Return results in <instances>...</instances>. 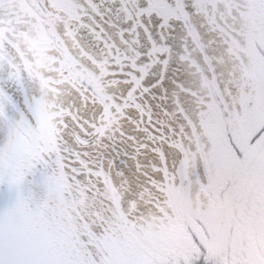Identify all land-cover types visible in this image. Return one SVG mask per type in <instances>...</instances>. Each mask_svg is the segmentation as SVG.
<instances>
[{
  "label": "snow or ice",
  "instance_id": "snow-or-ice-1",
  "mask_svg": "<svg viewBox=\"0 0 264 264\" xmlns=\"http://www.w3.org/2000/svg\"><path fill=\"white\" fill-rule=\"evenodd\" d=\"M5 32L47 46L0 42V264H264V0H0Z\"/></svg>",
  "mask_w": 264,
  "mask_h": 264
},
{
  "label": "flooded vegetation",
  "instance_id": "flooded-vegetation-1",
  "mask_svg": "<svg viewBox=\"0 0 264 264\" xmlns=\"http://www.w3.org/2000/svg\"><path fill=\"white\" fill-rule=\"evenodd\" d=\"M3 49L7 50V54L17 56L18 52L23 55H30L31 50H39L47 46L46 40L36 37H24L18 33L5 32L0 38ZM18 46V47H17ZM23 66V65H22ZM46 75H54V73H46ZM56 113L47 105L41 104L35 113L36 127L39 129L41 139H45L51 127L54 124Z\"/></svg>",
  "mask_w": 264,
  "mask_h": 264
},
{
  "label": "trees",
  "instance_id": "trees-1",
  "mask_svg": "<svg viewBox=\"0 0 264 264\" xmlns=\"http://www.w3.org/2000/svg\"><path fill=\"white\" fill-rule=\"evenodd\" d=\"M2 115H3V113L1 111L0 112V116H2ZM15 168H16V164H15V162L12 159H8L7 158V160L6 159L0 160V170H2L3 173L8 174L10 172H13ZM9 177L11 178V187H10V189L8 191H4L3 192V194H6V195L8 193L9 194L8 196H10V194L12 193L13 187L14 186H18L19 183H20V180L15 175H8L7 178H9ZM3 179H4V177L0 176V180H3ZM46 189H47V186H45V191H47ZM23 212H25V207H23V206L18 207L17 213L14 216V220L16 222L17 221L26 222L25 220H23L26 217V214H25V217H20L19 216V215L23 214ZM63 234L64 233L60 234L61 235V239L65 237ZM71 244H76V242L73 241V242H71ZM79 254L86 255L85 252H79Z\"/></svg>",
  "mask_w": 264,
  "mask_h": 264
},
{
  "label": "rangeland",
  "instance_id": "rangeland-1",
  "mask_svg": "<svg viewBox=\"0 0 264 264\" xmlns=\"http://www.w3.org/2000/svg\"><path fill=\"white\" fill-rule=\"evenodd\" d=\"M1 112V111H0ZM7 160V158H6ZM0 200L4 199L5 197H8V193L7 195L6 194H3L4 191H8L11 187V178H7V180L3 179V180H0ZM48 191V189H46ZM23 207H25V212H23V214L19 215L20 217H25V214H26V217L23 219L25 220L26 222H23V221H17V223L23 225L25 223L28 222V219H29V210L27 209V206L24 205ZM16 218V217H15ZM65 237L62 238L63 240H65L68 244L70 245H75V244H71V242H76L78 241V237H75L74 233H71V234H68V233H64L63 234ZM80 252H86V250L83 249V246H82V243L80 244ZM79 257L81 259V261H85L87 259H89V257H87L86 255H81L79 254Z\"/></svg>",
  "mask_w": 264,
  "mask_h": 264
}]
</instances>
